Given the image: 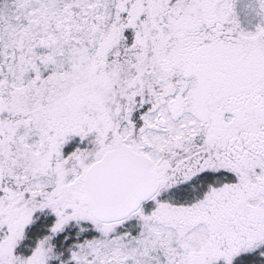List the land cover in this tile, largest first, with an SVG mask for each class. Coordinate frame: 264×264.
Instances as JSON below:
<instances>
[{
    "label": "snow or ice",
    "instance_id": "6c2138e0",
    "mask_svg": "<svg viewBox=\"0 0 264 264\" xmlns=\"http://www.w3.org/2000/svg\"><path fill=\"white\" fill-rule=\"evenodd\" d=\"M0 264H264V0H0Z\"/></svg>",
    "mask_w": 264,
    "mask_h": 264
},
{
    "label": "rangeland",
    "instance_id": "374dc122",
    "mask_svg": "<svg viewBox=\"0 0 264 264\" xmlns=\"http://www.w3.org/2000/svg\"><path fill=\"white\" fill-rule=\"evenodd\" d=\"M242 16H243V15L240 16L242 26H244V27H246V28L249 27V21L246 20L245 22H243V20H242V19H243Z\"/></svg>",
    "mask_w": 264,
    "mask_h": 264
},
{
    "label": "trees",
    "instance_id": "16d2710c",
    "mask_svg": "<svg viewBox=\"0 0 264 264\" xmlns=\"http://www.w3.org/2000/svg\"><path fill=\"white\" fill-rule=\"evenodd\" d=\"M242 18H243V19H242V20H243V22H245L246 20H245L244 16H242Z\"/></svg>",
    "mask_w": 264,
    "mask_h": 264
}]
</instances>
